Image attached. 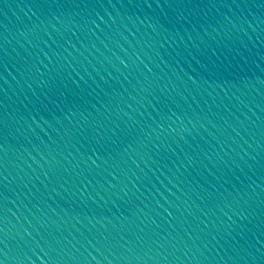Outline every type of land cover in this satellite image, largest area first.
<instances>
[{
  "label": "water",
  "instance_id": "95a60500",
  "mask_svg": "<svg viewBox=\"0 0 264 264\" xmlns=\"http://www.w3.org/2000/svg\"><path fill=\"white\" fill-rule=\"evenodd\" d=\"M0 264H264V0H0Z\"/></svg>",
  "mask_w": 264,
  "mask_h": 264
}]
</instances>
